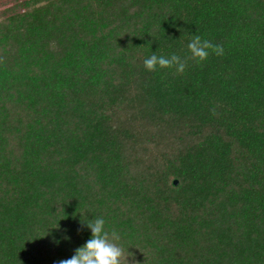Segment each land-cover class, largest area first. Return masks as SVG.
Instances as JSON below:
<instances>
[{
	"label": "trees",
	"instance_id": "trees-1",
	"mask_svg": "<svg viewBox=\"0 0 264 264\" xmlns=\"http://www.w3.org/2000/svg\"><path fill=\"white\" fill-rule=\"evenodd\" d=\"M0 58V264H264V0H0Z\"/></svg>",
	"mask_w": 264,
	"mask_h": 264
},
{
	"label": "clouds",
	"instance_id": "clouds-1",
	"mask_svg": "<svg viewBox=\"0 0 264 264\" xmlns=\"http://www.w3.org/2000/svg\"><path fill=\"white\" fill-rule=\"evenodd\" d=\"M187 47L191 53L190 57L182 59L175 53L169 57L157 56L153 53L143 61L144 66L151 72L156 71L159 66V68H175L177 74H182L186 70L188 59L202 64L212 53L217 56L224 54L222 45L213 44L207 39H202L200 35H194ZM0 62H3L2 58ZM81 224L82 227L86 226L91 230L92 238L75 249V254L71 258L59 260L57 264H135L134 258L129 259L133 256L131 252L125 250L119 243L121 238L116 230L106 228L104 218H82Z\"/></svg>",
	"mask_w": 264,
	"mask_h": 264
},
{
	"label": "water",
	"instance_id": "water-1",
	"mask_svg": "<svg viewBox=\"0 0 264 264\" xmlns=\"http://www.w3.org/2000/svg\"><path fill=\"white\" fill-rule=\"evenodd\" d=\"M175 183H177V181H175Z\"/></svg>",
	"mask_w": 264,
	"mask_h": 264
}]
</instances>
